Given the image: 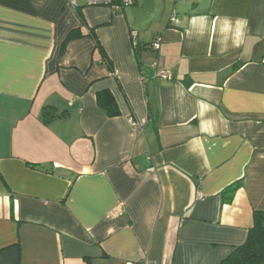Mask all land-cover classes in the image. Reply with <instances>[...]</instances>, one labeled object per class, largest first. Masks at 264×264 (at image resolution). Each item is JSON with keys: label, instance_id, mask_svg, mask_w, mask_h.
<instances>
[{"label": "crops", "instance_id": "obj_1", "mask_svg": "<svg viewBox=\"0 0 264 264\" xmlns=\"http://www.w3.org/2000/svg\"><path fill=\"white\" fill-rule=\"evenodd\" d=\"M254 211L264 0H0V264H221Z\"/></svg>", "mask_w": 264, "mask_h": 264}, {"label": "trees", "instance_id": "obj_2", "mask_svg": "<svg viewBox=\"0 0 264 264\" xmlns=\"http://www.w3.org/2000/svg\"><path fill=\"white\" fill-rule=\"evenodd\" d=\"M79 37H81L79 32L72 31L68 35L66 41L78 39ZM96 49L102 51L97 42ZM96 104L107 117L112 118L119 115L118 107L109 91L97 93ZM60 116H62V114H57L51 107H44L40 114L43 124H47ZM238 188L239 183L222 191L221 201L224 205L232 202ZM221 264H264V211L253 212V225L248 230L245 242L241 246L235 248Z\"/></svg>", "mask_w": 264, "mask_h": 264}, {"label": "built area", "instance_id": "obj_3", "mask_svg": "<svg viewBox=\"0 0 264 264\" xmlns=\"http://www.w3.org/2000/svg\"><path fill=\"white\" fill-rule=\"evenodd\" d=\"M67 4L70 6L75 7V0H64ZM134 3V0H85V4L87 6H107L112 8L115 11L120 10L123 7L130 6ZM131 39L135 42L137 34L136 32H131L130 33ZM135 44V43H134ZM151 47L154 50H157L159 48V40H156L151 44ZM159 77L166 79V80H171V75L168 72H159L158 73ZM133 126H135V123L130 121Z\"/></svg>", "mask_w": 264, "mask_h": 264}, {"label": "clouds", "instance_id": "obj_4", "mask_svg": "<svg viewBox=\"0 0 264 264\" xmlns=\"http://www.w3.org/2000/svg\"><path fill=\"white\" fill-rule=\"evenodd\" d=\"M246 23H247V21H246V20H243V19H239V20L237 21V24H238L239 26H244V25H246ZM241 35H242V33H241ZM236 46H239V45L237 44ZM205 130L207 131V129H205Z\"/></svg>", "mask_w": 264, "mask_h": 264}]
</instances>
